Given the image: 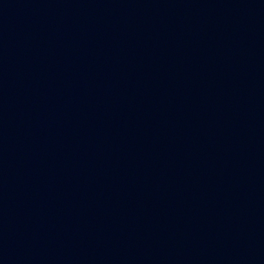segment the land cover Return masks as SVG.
<instances>
[{
  "label": "water",
  "instance_id": "obj_1",
  "mask_svg": "<svg viewBox=\"0 0 264 264\" xmlns=\"http://www.w3.org/2000/svg\"><path fill=\"white\" fill-rule=\"evenodd\" d=\"M165 0H0V264H34L104 143Z\"/></svg>",
  "mask_w": 264,
  "mask_h": 264
}]
</instances>
